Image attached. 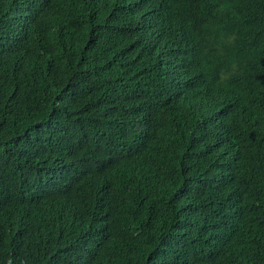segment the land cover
<instances>
[{"label": "trees", "instance_id": "1", "mask_svg": "<svg viewBox=\"0 0 264 264\" xmlns=\"http://www.w3.org/2000/svg\"><path fill=\"white\" fill-rule=\"evenodd\" d=\"M217 58L264 70V0H0V264H264V121L210 119Z\"/></svg>", "mask_w": 264, "mask_h": 264}, {"label": "clouds", "instance_id": "2", "mask_svg": "<svg viewBox=\"0 0 264 264\" xmlns=\"http://www.w3.org/2000/svg\"><path fill=\"white\" fill-rule=\"evenodd\" d=\"M127 1V0H123ZM165 8L168 17L184 13L191 17L195 0H158ZM257 5L262 0H246ZM166 19L156 26L155 43L158 31L166 23ZM202 52L195 49L187 39L173 47L163 58L162 64L173 71H188L195 65L207 64L202 59ZM213 71L210 83L201 91L199 100L210 119L218 124L240 127L246 120L258 118L264 121V70L250 72L246 69L226 64L221 59H213ZM197 75L196 88L200 89L201 78ZM260 231L258 234H260ZM257 234V235H258ZM256 235V236H257Z\"/></svg>", "mask_w": 264, "mask_h": 264}]
</instances>
